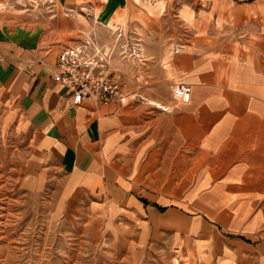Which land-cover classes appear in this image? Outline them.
<instances>
[{
  "label": "crops",
  "instance_id": "obj_1",
  "mask_svg": "<svg viewBox=\"0 0 264 264\" xmlns=\"http://www.w3.org/2000/svg\"><path fill=\"white\" fill-rule=\"evenodd\" d=\"M152 1L0 0V134L28 136L14 189L86 205L138 263L264 264V0H162L121 100L53 77L80 33L151 20Z\"/></svg>",
  "mask_w": 264,
  "mask_h": 264
},
{
  "label": "rangeland",
  "instance_id": "obj_2",
  "mask_svg": "<svg viewBox=\"0 0 264 264\" xmlns=\"http://www.w3.org/2000/svg\"><path fill=\"white\" fill-rule=\"evenodd\" d=\"M161 1L153 0L150 4L151 20L140 18L132 26L126 23L114 30L111 37L101 39L100 35L87 32L76 39L75 43H80L90 35L108 53L105 65L117 76L120 92L117 100L124 98L123 69L153 62L154 58L145 55V49L149 48L152 55L158 52L154 38L158 32L163 33L156 24L163 7ZM173 19L174 16L169 18V23L173 24ZM119 29L124 38L118 36ZM134 37L140 41V57L132 54ZM169 43L170 48L172 40ZM182 47L178 45L173 50ZM116 66L120 67L118 74ZM27 142L28 136L15 141L0 134V264H143L130 256L124 236L116 238L104 232L86 205L70 203L57 208V202L49 198L51 194L14 189L13 175L28 155Z\"/></svg>",
  "mask_w": 264,
  "mask_h": 264
},
{
  "label": "built area",
  "instance_id": "obj_3",
  "mask_svg": "<svg viewBox=\"0 0 264 264\" xmlns=\"http://www.w3.org/2000/svg\"><path fill=\"white\" fill-rule=\"evenodd\" d=\"M118 36L124 38L121 29ZM133 39L135 42H132V54L140 57V41L136 37ZM100 47L92 36L87 35L82 42L64 47L57 57L53 77L67 88L76 102L85 98L108 102L120 97L118 80L113 72L106 68V63L109 61L108 53L103 52ZM176 88L182 99L189 101L190 87L179 84Z\"/></svg>",
  "mask_w": 264,
  "mask_h": 264
},
{
  "label": "bare ground",
  "instance_id": "obj_4",
  "mask_svg": "<svg viewBox=\"0 0 264 264\" xmlns=\"http://www.w3.org/2000/svg\"><path fill=\"white\" fill-rule=\"evenodd\" d=\"M174 91V93H175V90H173Z\"/></svg>",
  "mask_w": 264,
  "mask_h": 264
}]
</instances>
